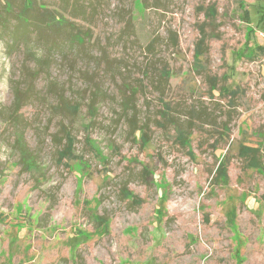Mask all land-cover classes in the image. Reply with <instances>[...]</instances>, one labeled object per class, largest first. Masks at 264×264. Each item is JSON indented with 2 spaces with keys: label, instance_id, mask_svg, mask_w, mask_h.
<instances>
[{
  "label": "rangeland",
  "instance_id": "374dc122",
  "mask_svg": "<svg viewBox=\"0 0 264 264\" xmlns=\"http://www.w3.org/2000/svg\"><path fill=\"white\" fill-rule=\"evenodd\" d=\"M263 6L0 0V264H264Z\"/></svg>",
  "mask_w": 264,
  "mask_h": 264
},
{
  "label": "trees",
  "instance_id": "16d2710c",
  "mask_svg": "<svg viewBox=\"0 0 264 264\" xmlns=\"http://www.w3.org/2000/svg\"><path fill=\"white\" fill-rule=\"evenodd\" d=\"M259 1H261L264 4V0H259ZM144 7H145V5H144ZM263 21H264V12L262 13V16H261V19H260V22H263ZM257 50L264 51V48H261L260 49V47H258ZM252 167L257 168L258 166H256V165L253 164Z\"/></svg>",
  "mask_w": 264,
  "mask_h": 264
}]
</instances>
